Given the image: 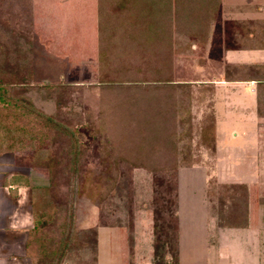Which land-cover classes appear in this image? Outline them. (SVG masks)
<instances>
[{"label": "rangeland", "instance_id": "374dc122", "mask_svg": "<svg viewBox=\"0 0 264 264\" xmlns=\"http://www.w3.org/2000/svg\"><path fill=\"white\" fill-rule=\"evenodd\" d=\"M204 35L205 0H0V86L61 127L0 151V188L13 197L28 189L37 221L24 264L55 263L60 244V264H173L166 252L152 255L160 198L175 192L177 236L188 178L206 176L211 185L238 171V162L206 160V93L191 85L204 78ZM219 107L216 130L227 133L220 142L240 146L239 114ZM58 163L64 174L46 192ZM204 202L217 234L218 207ZM62 205L72 212L70 231L62 232ZM241 236L222 234V250L235 253ZM250 260L207 255V264H256Z\"/></svg>", "mask_w": 264, "mask_h": 264}, {"label": "crops", "instance_id": "0c3cea01", "mask_svg": "<svg viewBox=\"0 0 264 264\" xmlns=\"http://www.w3.org/2000/svg\"><path fill=\"white\" fill-rule=\"evenodd\" d=\"M204 37V78L191 85L205 88V107L199 111H205L207 134L213 136L211 157L206 160L238 162V171L214 176L211 185L206 176L188 178L190 190L180 203L185 218L177 232V264H207L209 252L217 262L251 263L252 257L260 264L264 239V0H205ZM217 107L239 114L240 130L235 136L241 138L240 146L220 142L219 135L227 133L216 130ZM220 190L238 192L239 216L236 225L216 223L219 231L214 234V225L206 222L203 198L208 196L211 206L225 205ZM31 227L29 190L19 189L13 197L0 188V264H24ZM231 231L242 232L243 247L235 253L220 246L221 235Z\"/></svg>", "mask_w": 264, "mask_h": 264}, {"label": "trees", "instance_id": "16d2710c", "mask_svg": "<svg viewBox=\"0 0 264 264\" xmlns=\"http://www.w3.org/2000/svg\"><path fill=\"white\" fill-rule=\"evenodd\" d=\"M123 4H125L128 0H121ZM4 120V121H3ZM9 122L8 124H12L9 128H5V123ZM3 123V124H2ZM17 125V126H15ZM207 127V126H206ZM61 130V127L50 117H45L39 114L29 101L25 98H16L13 93L10 92V89L4 88L0 86V151L3 147V143L6 144L4 149L6 150H21L27 147L26 145L30 146L31 141L37 139H44L50 131ZM58 163L56 166L57 168L54 172L51 170V178L49 179V186L44 189V191L49 192L54 187V178L63 175L66 166L62 165L63 169L58 168ZM76 168V167H75ZM73 169V173L76 172V169ZM166 183L169 185L173 184L171 188L169 185V193L174 192L176 187V180H166ZM169 195V196H168ZM224 198L225 205L220 204L218 206V217L217 224L219 226H226V225H236L237 217L239 216V209L237 207L239 201V195L237 191L228 190L219 191V198ZM160 206L158 210L153 211V240H152V255L154 257L161 258V252L165 254L168 253L170 258L173 259V264H177V236H176V200H175V192L174 194H167L160 198ZM63 208L65 205H62ZM63 215L61 217L63 223L62 232L70 231V226L72 225V212L69 211L67 213L66 208L63 210ZM160 220V222H158ZM220 222V223H219ZM236 222V223H235ZM37 221L32 222V230L36 231L37 228ZM165 230L170 231L172 236L170 239L167 236V232ZM29 232V231H28ZM165 233V234H164ZM93 234V233H92ZM94 235V234H93ZM162 238L163 241H162ZM64 240V239H63ZM62 240V241H63ZM94 241V240H93ZM64 242V241H63ZM30 245H28L27 240L25 242V254L27 253V249ZM60 251L57 261L52 264H60L61 257L66 250L65 245L60 244ZM163 261V260H162ZM41 262L46 263L44 259ZM163 263V262H162ZM166 264V263H163Z\"/></svg>", "mask_w": 264, "mask_h": 264}]
</instances>
